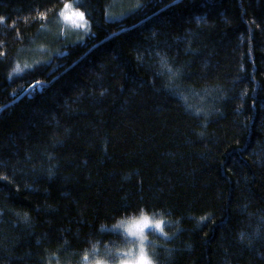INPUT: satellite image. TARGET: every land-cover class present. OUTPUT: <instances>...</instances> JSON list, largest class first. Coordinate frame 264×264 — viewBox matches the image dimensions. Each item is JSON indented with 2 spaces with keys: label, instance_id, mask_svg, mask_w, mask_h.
<instances>
[{
  "label": "trees",
  "instance_id": "trees-1",
  "mask_svg": "<svg viewBox=\"0 0 264 264\" xmlns=\"http://www.w3.org/2000/svg\"><path fill=\"white\" fill-rule=\"evenodd\" d=\"M113 3L0 0V264H264V0Z\"/></svg>",
  "mask_w": 264,
  "mask_h": 264
},
{
  "label": "rangeland",
  "instance_id": "rangeland-1",
  "mask_svg": "<svg viewBox=\"0 0 264 264\" xmlns=\"http://www.w3.org/2000/svg\"><path fill=\"white\" fill-rule=\"evenodd\" d=\"M140 4V0H114V3L111 6L110 9V15L114 18L126 15L130 12H132L138 5ZM76 10V7L74 4H68L64 10L61 13L60 16V23L63 27L60 28V36L64 39L67 38V36H71L74 39H80V36H83L84 34L89 32L88 23L86 21L85 16ZM80 35V36H78ZM144 217L148 218V228H145L143 232H140V227H142V220ZM160 223V228H155L156 223ZM116 231L123 232L131 241L134 242V253L132 255L127 256L125 261H135L139 259V248L141 244H143L145 250H146V257L149 258L152 261V264H154L150 253L148 251V246L150 245V239L149 234L155 233L159 236L164 237L165 231H164V224L160 221H154L151 217L145 215L138 219L132 220L130 222H124L118 225L115 228ZM135 233V234H133ZM147 236L148 238L146 240L142 239L143 237ZM124 262L122 264H124Z\"/></svg>",
  "mask_w": 264,
  "mask_h": 264
},
{
  "label": "snow or ice",
  "instance_id": "snow-or-ice-1",
  "mask_svg": "<svg viewBox=\"0 0 264 264\" xmlns=\"http://www.w3.org/2000/svg\"><path fill=\"white\" fill-rule=\"evenodd\" d=\"M19 71H20V69H17V72H19ZM43 87H44V85H37V86L34 87L33 91H35L36 89H39V88H43ZM141 224H142V227H140V232L142 233L145 228H148L149 227V225H148V218L147 217H144L143 220H142V222H141ZM160 227H161V224L159 222L156 223L155 228L158 229ZM133 234H135V233H133ZM141 255H143L142 250H141ZM143 259H144L145 262H147V257L146 256H144ZM147 264H150V262H147Z\"/></svg>",
  "mask_w": 264,
  "mask_h": 264
},
{
  "label": "clouds",
  "instance_id": "clouds-1",
  "mask_svg": "<svg viewBox=\"0 0 264 264\" xmlns=\"http://www.w3.org/2000/svg\"><path fill=\"white\" fill-rule=\"evenodd\" d=\"M148 237L145 236L142 239L146 240ZM141 250L143 252V255H141ZM146 256V250L143 246V244H141L140 248H139V259L135 260V261H125L124 264H147V262H150V264H152V261L147 258V262L144 261L143 257Z\"/></svg>",
  "mask_w": 264,
  "mask_h": 264
}]
</instances>
